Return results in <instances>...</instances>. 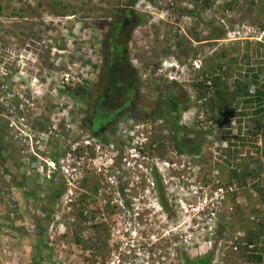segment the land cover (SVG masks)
I'll list each match as a JSON object with an SVG mask.
<instances>
[{
    "label": "rangeland",
    "instance_id": "rangeland-1",
    "mask_svg": "<svg viewBox=\"0 0 264 264\" xmlns=\"http://www.w3.org/2000/svg\"><path fill=\"white\" fill-rule=\"evenodd\" d=\"M206 1L139 0L134 6H128V0H0V67L5 66L12 74L6 80L9 88L13 80L18 82V78H24L27 73L38 76L39 83L44 86L41 89L37 85L39 91L33 98L38 114H42L40 123L49 125L54 113H59L58 99L49 91L52 85L58 84L62 73L66 72L77 77V83L87 85L90 90L86 102L76 101L77 106L71 102L74 108L77 107L80 117L82 114L86 117V112H90L86 123L92 124L97 113L93 108L100 101H92L91 96L101 92L97 81L99 69L104 63L99 46L103 34L109 31L104 23L123 20L127 8L133 15V23L137 25L130 36V32L126 33L130 41L128 54H124V58L130 60L127 63L133 71L132 77H139L142 87L135 99V111L131 115L118 113L113 117V122L117 123L110 124V116L104 114L106 110L94 120L96 128L111 125L115 129L116 124L118 126V123L126 119L148 122L150 119L141 116L149 111H157L163 100L170 96L189 105V109L179 117V125L183 128L181 135L188 141L189 147H193L192 138L195 137L201 143V150L197 158L184 157L179 160L181 163L188 162L187 166L192 168L190 173L196 178L194 183L198 182V186L204 189L197 196L199 200L180 201L184 192L171 187L174 183L170 184L169 181L173 197L168 213L165 209L157 213L154 209L156 202L153 201L149 207L156 215L152 214L154 212L148 215V211L141 213V219L150 218L149 224H153L146 231L148 237L145 238V246L150 247L148 243L152 242L153 249L159 254L160 264H184L185 252L193 259L213 252L215 259L211 264H248L249 258H246L243 249L248 232L243 233L234 221L241 216L254 219L256 212L251 213L250 209L254 206L261 208L259 210L264 209L263 204L258 205V199L264 193V140L255 137L253 132L256 123L252 117L242 115L251 111L240 105L237 107V100L225 103L231 105L233 110L221 123H216L210 120L211 111L207 107H200L202 103L195 89L206 77L211 81L212 73L209 69L217 59L222 60L223 70L214 74L223 75L231 90L234 80L243 79L249 70H253L250 74L260 72V83L264 86V39L254 37L253 33L254 30L264 28V0H210L209 6ZM188 11L195 13L189 14ZM137 14L146 15L144 24H140ZM222 54L226 57H221ZM228 60L234 63H228ZM89 62L98 68L92 71L87 67ZM195 62L201 65L200 69L196 68ZM164 63L168 65L164 66ZM18 73L24 75L18 77ZM210 81H207L208 85ZM24 85L28 88L31 82ZM63 94L70 97L66 90ZM68 106L65 104L64 108L69 109ZM119 106L120 99L114 104L108 103V110L118 109ZM154 117L156 120L151 121L155 122L156 127L150 142L157 146L152 145L150 156L152 160L158 158L160 162H171V159V163H174L180 157L175 147L174 131L170 123L160 120L156 115ZM54 119L57 121V116ZM0 121L4 123L0 126H6L0 131V264H35L39 248L44 246L51 247L53 255L39 264L106 262L111 245L119 241L112 234L115 225H109L117 221L112 208L105 209L108 222L98 215L97 210L89 213L91 205L86 203L87 206L84 205L82 209L88 210L87 217H91L88 223L84 215L75 212L77 204L69 206L70 203H67V198L81 200L83 203V199L90 196L82 183L76 184L78 188L72 190L65 186V192L58 194L56 204L49 205L47 202L50 201V195L65 183L60 179L55 181L54 186H50V178L42 176L40 168H37L36 174L30 172V186L22 185V178H26L24 171L32 165L41 167L38 163L40 159L30 155V163H27L29 160L23 159L18 153L21 144L16 143V151L9 143L13 135L8 123L2 118ZM206 132L210 134L205 135ZM113 134L111 140H119V135L115 132ZM253 160L262 162L260 181L247 179L246 187L235 192L238 193L236 203L231 199L233 193L229 194L223 204L212 207L214 215L208 214L211 213V205L207 203L206 207H201L205 212L202 219L197 216L192 219L198 213H194V207L199 201L202 204L209 202L211 197L216 196V190L229 183L231 170L241 164L244 166L255 162ZM128 177L134 176L128 174ZM88 180L100 183L105 192L109 193L105 196H112L109 184L102 181H106L105 177L90 174ZM139 180L144 182L145 176H139ZM44 195L48 197L47 201ZM248 195L252 196L253 203ZM44 208L53 210L46 220L43 218ZM192 220L193 224H198V228L189 224ZM45 221L51 224V234L46 239L39 233ZM84 226L93 228L86 230ZM255 229L253 223L250 230ZM131 230L134 228L131 227ZM172 230L177 235L166 238L162 236ZM75 235L80 242L75 241ZM126 237L130 243L134 242L128 235ZM139 242L136 240L135 244ZM259 243V247L264 246V241ZM145 262L158 264L154 260L148 261L147 256L143 264Z\"/></svg>",
    "mask_w": 264,
    "mask_h": 264
},
{
    "label": "built area",
    "instance_id": "built-area-1",
    "mask_svg": "<svg viewBox=\"0 0 264 264\" xmlns=\"http://www.w3.org/2000/svg\"><path fill=\"white\" fill-rule=\"evenodd\" d=\"M263 37L264 31L259 35V38ZM196 67L200 68V65L196 63ZM0 69V81L4 83L7 78L12 77V74L5 66L0 67ZM16 75L20 77L24 74L18 73ZM29 75L32 77L31 74ZM29 75L28 73L27 76L24 75V80L29 78ZM77 79L71 73H62L58 87L52 90L51 95L58 99L59 113H54L57 116V121L54 119L55 116L50 118L51 126L48 131L41 132L32 122L34 117L31 112H34V116L37 117H42V114H38L35 98L26 91L27 87L22 84L23 76L18 78V82L13 80L16 85L12 89L9 88L7 83L1 85L0 116L8 122L13 139L21 144L20 148L23 149L21 153L29 160L27 163H30V155L36 156V158L39 157L40 161L38 163L41 167L32 166L40 168L43 173L42 176L49 177V174H59L69 190L77 189L76 184H80V180L89 175L90 172L105 177L106 182L112 189V196H105L109 193L105 192L104 187L101 186L103 189L101 188L102 190L99 192L100 198L94 205H89V213L97 210L98 215L108 221V213L105 209L111 207L114 211V219L117 221L114 223L112 221L109 225H115L112 227L114 232L112 234L113 236L115 234V240L119 241H115L116 244L113 242V245H111L106 264H137L135 256L139 253L134 250L137 247V243L135 244L137 231L131 230V227L133 225L140 226L141 218L139 214L146 205L144 197L153 196L157 193L153 177L146 178V187H144V182L139 180V174L152 175L154 165L159 170H167L170 167H177V164L152 160L149 150L151 149L150 136L154 127H156L153 121L138 122L127 119L120 125L119 135L121 140L119 144H106L91 134H85L84 129L79 127L83 115L80 117L77 114V107H73L71 98L63 94L65 85L71 81L77 82ZM65 104L69 105V109L64 108ZM54 121L56 122L53 123ZM62 122L63 125H61ZM54 137H60L64 143L73 139L61 156L57 158H53L50 154ZM80 148H84V155L77 153ZM41 156H45V158ZM128 174L134 177L129 178ZM187 178L192 181L191 177ZM200 189L203 190L204 187L193 185L191 192L198 194ZM234 189V185L226 190L219 188L216 196L211 197L209 202L203 204L200 201V206L204 207L205 204L211 202L212 207L216 208L222 200L226 199L227 194ZM180 190L186 196L190 194L184 187H181ZM67 199V203L77 200ZM96 206L99 208L97 209ZM195 210H199V208H195ZM210 214L214 215V212L212 211ZM83 215L87 216L88 210H84ZM126 235L134 242L130 243L129 239L126 240Z\"/></svg>",
    "mask_w": 264,
    "mask_h": 264
},
{
    "label": "trees",
    "instance_id": "trees-1",
    "mask_svg": "<svg viewBox=\"0 0 264 264\" xmlns=\"http://www.w3.org/2000/svg\"><path fill=\"white\" fill-rule=\"evenodd\" d=\"M139 0H128L127 5L133 6L137 3ZM151 2H159L162 0H150ZM206 5H210V0L206 1ZM231 8V7H230ZM118 11V10H117ZM189 14H194V11H188ZM124 19L120 20L118 22H114L111 24L104 23V27L108 28V32L104 33L102 36V39L100 41L99 50L103 55V65H101L99 68V80L97 81V84L101 92H98V94H93L91 97L92 101H100L99 104H97L93 110H95V119L97 116L101 115L104 111L107 110V113L104 112V114H107V116L113 117L111 110H108V103L114 104L116 100L120 99L121 106L118 107V109H114L119 111H123V114H126L127 111H133V108L135 105H130L131 101L133 99L138 97V92L142 87L140 78L132 77L133 71L130 69V66L127 62L130 60L124 58V54H128V43L130 41V34L132 33L134 27L137 25L136 23H133V15L131 14L129 9L125 10L124 13ZM136 17L139 19L140 24H144L146 22V15L144 14H137ZM133 19V20H132ZM129 26V27H128ZM103 27V28H104ZM128 29V31H127ZM264 29V28H263ZM129 33V36H126V33ZM212 34L214 32L212 31ZM129 39V40H127ZM221 57H226L225 54H222ZM220 57V58H221ZM218 60V61H217ZM215 62H212L211 68L209 69L211 74V81L207 80L208 77L203 82H199L198 85L195 86L196 92H198V98L199 101H201V108L202 106L204 108L207 107L209 111H211L212 118L210 120L215 121L216 123H221L222 119H225L229 116V113L233 110L231 108V105H225V103H234V101L237 100V107L242 106L244 109L250 110L251 112H245L242 115H248L251 116L252 121H254L255 124V130L254 135L255 137L263 138L264 140V86L260 83V72H253V74H250V71L242 77L243 79H236L234 80V87L231 90L229 85H227L226 79L223 75H216L214 72L223 70V67L221 66L222 63L220 59H217ZM183 63V61H181ZM234 63L233 60H228V63ZM85 67V66H84ZM87 67H90L93 71L95 68H98L94 64L87 63ZM228 70V69H227ZM226 70V71H227ZM207 81H210V84H207ZM177 84V83H176ZM66 92L70 95V98L73 101V104L77 106V102H86L90 90H88L87 85H79L76 86L73 85V82L71 81L69 84L67 83L65 85ZM92 109V108H91ZM103 109V110H102ZM189 109V105L185 104V102L179 101L178 99H175L173 96L167 97L163 100L162 106L158 108L157 111H149L143 117L147 119L153 120L155 115L161 119H163L165 122L170 123L171 128L174 131V136L176 137L175 141V147L177 148L178 152H188L192 155H197V153L201 150V143L193 137V147H189L188 141L185 140L184 136L181 135L183 128L179 125V117L181 116L182 112ZM238 109V108H237ZM78 111V110H77ZM76 111V112H77ZM90 114V112H89ZM31 115L34 117L32 119L33 124L35 127H37L39 130L42 131H48V128L51 126V123L49 125L40 123V120H42V117L34 116V112H31ZM131 115V114H129ZM217 116V117H216ZM86 119H81V125L80 128H83L86 133L91 134L97 139H100L101 141L105 143L110 142V137H108V134L111 132L114 133L117 130V124L116 128L114 129L111 125L109 126H103V127H97L95 125V119L93 120V124H87ZM4 124L2 121H0V125ZM111 124V123H110ZM63 125V122L61 123ZM6 126H0V131L2 129H5ZM210 134V132H206L205 135ZM108 137V138H107ZM9 141V140H8ZM70 141H73V139H70ZM70 141H67L66 143L61 140L60 137H54L52 139V145L53 147L61 153H63L68 145L70 144ZM75 141V140H74ZM16 140L11 139L9 141L10 144H12L14 150H16ZM72 144V143H71ZM66 146V147H65ZM23 149L19 148V154L23 157V159H26V156L21 153ZM17 151V150H16ZM77 153L83 154L85 153L84 148L78 149ZM255 162H252L250 164H245L244 166L241 164L238 168H235L234 170H231L229 172V183L225 186L226 189H228L230 186H235V189L231 192L233 195L231 196L232 201L236 203V200L238 199V193H235L237 190H242V188L246 187L247 179H251L252 181H260L261 180V174L263 171L262 162L253 160ZM27 168V167H26ZM30 172L33 174L37 173V167L29 166L24 171V175L26 178H22V185L28 187L30 186V180L29 175ZM223 172V171H222ZM90 174H92L90 172ZM89 174V175H90ZM89 175L85 176L82 180L83 187H85L89 193L90 196L84 198L83 203L81 200L76 202V210L79 214L83 215V206L87 204L94 205L98 199L100 198L99 192L102 190L100 183L97 182H89L88 177ZM24 176V177H25ZM58 175L56 173H53L50 175V186L55 185V181H60L64 183L62 178H58ZM27 180V181H26ZM24 181H26L24 183ZM105 184L106 181L102 180ZM86 183H88V186H86ZM256 183V182H255ZM253 187H256L255 184H252ZM65 185L62 184L60 188H58L56 191L53 192L52 195H50V201L47 203L49 205L56 204L58 201V194H62L65 192ZM253 189V188H251ZM260 190V189H259ZM238 192V191H237ZM33 194V192H32ZM99 197V198H97ZM44 199L46 198L43 197ZM48 197L45 201H47ZM248 199L252 202V196L248 195ZM259 204L258 205H264V193L260 196ZM257 200V201H258ZM87 203V204H86ZM234 203V204H235ZM258 203V202H257ZM48 205V206H49ZM89 206V205H88ZM238 208V206L236 207ZM251 209V213L256 212L253 216L254 219L251 217H243L239 218L234 221V224L239 227L241 231L248 232V235L246 237V246L243 248L246 252V258H249L248 264H264V246L259 247L260 241H264V209L259 210L261 208H256L255 206ZM44 214H48L46 216H43V218L49 217L53 210L50 208H44L43 209ZM85 220L89 219L87 216H83ZM246 218V219H244ZM41 220V219H38ZM85 222V221H84ZM255 225V230H250L252 224ZM86 224V222H85ZM40 226L39 233L41 236L46 239L47 236L51 234V224L48 225L45 224ZM95 227V225L93 226ZM246 234V233H245ZM75 241H79V238L77 235H75ZM254 245V249H249L248 247ZM40 253L38 252L36 255V262L35 264L41 263L42 260L50 258L51 255H53V249L48 246L40 247L39 248ZM47 251V252H45ZM187 255V254H185ZM187 257V256H186ZM215 259V255L213 252H210L209 254L199 257L197 259L193 258H186V264H211L213 260Z\"/></svg>",
    "mask_w": 264,
    "mask_h": 264
},
{
    "label": "clouds",
    "instance_id": "clouds-1",
    "mask_svg": "<svg viewBox=\"0 0 264 264\" xmlns=\"http://www.w3.org/2000/svg\"><path fill=\"white\" fill-rule=\"evenodd\" d=\"M150 1V0H149ZM135 5V4H134ZM133 5V6H134ZM264 31V29L263 28H261V29H259V31H257V30H254L253 31V33H255V36L254 37H259V35L261 34V32H263ZM262 39H264V37L262 38ZM37 62V61H36ZM36 62H34V63H36ZM30 65V64H29ZM166 65H168L167 63H164V66H166ZM194 65L196 66V62L194 63ZM197 68V67H196ZM200 68H201V65H200ZM200 68H197V69H200ZM33 71H34V69H33ZM37 72H40V70H36ZM36 72V73H37ZM31 75H32V77L29 75V78H26L25 80H24V78H23V80H22V84L24 85V84H29L30 82H31V85L27 88V92L28 93H30L32 96L33 95H36L37 93H38V89H37V85L39 84L40 85V87H41V89L43 88V86L44 85H41L40 83H39V78H38V76L35 74H33V73H31ZM34 75V76H33ZM36 78V79H35ZM10 78H7V80H9ZM35 79V80H34ZM73 82V85L74 86H76L77 84H79V83H77V82H74V81H72ZM4 83H6V81L4 82ZM3 82L1 83V81H0V87H1V85L2 84H4ZM50 83V82H49ZM59 83V82H58ZM51 84V83H50ZM16 85V82H14V81H12L11 82V85H10V89H12L14 86ZM56 87H58V84H56V85H52V87H51V90L49 91V89H47V91H49V93H52V90L54 89V88H56ZM66 90V89H65ZM65 90H64V92H65ZM1 93V92H0ZM46 95V94H45ZM44 95V96H45ZM34 97V96H33ZM72 100V99H71ZM87 113V116L86 117H88L89 116V112H86ZM83 115V117H82V119H85L86 117L84 116V114H82ZM116 115H113V117H115ZM113 117H111V120H112V118ZM4 119L5 120V122H7L6 121V119L4 118V117H2V116H0V119ZM145 118V117H144ZM115 118H113V120H114ZM153 120H156V118H154ZM160 120H163V119H160ZM126 121V120H125ZM125 121H122V122H120V123H118V127H117V130L115 131V133H116V135L118 134L119 135V132H120V125L122 124V123H124ZM149 121H151V119L149 120ZM8 123V122H7ZM93 123V122H92ZM109 123H111L110 121H109ZM112 123H117V122H112ZM84 133L86 134V132H85V130H84ZM112 133V132H111ZM111 133L110 134H108V137H110L111 136ZM87 134H89V133H87ZM113 134V133H112ZM113 136H114V134H113ZM107 137V138H108ZM119 137H120V135H119ZM14 140V139H13ZM120 138H119V140L118 139H116L115 140V142H113L112 140H111V138H110V142L109 143H112V144H119L120 143ZM17 143V142H16ZM105 143V142H104ZM109 143H106V144H109ZM152 143V142H151ZM152 145L154 146V147H156L157 145L156 144H154V143H152L151 144V147L150 148H152ZM52 151H51V156L53 157V158H57V157H59V156H61V154H59L60 152L59 151H57L55 148H53L52 147V149H51ZM178 154H179V156L180 157H177L176 158V160H174V161H176V162H174V163H176L177 164V167H170L169 169H167V170H159L158 169V167H156L155 165H154V173L152 174V175H150V176H146L144 173H140L139 174V176H145V180H144V187H146L145 186V183H146V180L149 178V177H153V179H154V181H155V183H156V188H157V193L155 194V195H153V196H145L144 198H145V200H149L148 201V203H146V205L144 206V208H143V210L140 212V214H139V216L141 215V213H143V212H147V214L148 215H151V213L152 212H154L153 211V209L152 210H150V207H149V203L151 202V201H153V202H156V206H154V209L155 210H157V213L159 212V211H161V210H166L167 211V213H168V209L169 208H166V205L169 203L170 205L172 204V191H171V188L168 186V183H169V181H170V184H171V182H173L174 184H172L171 185V187H173L174 189H177V190H180V188L181 187H184L186 190H187V192H189L190 194L189 195H184L181 199H180V201H185V200H194V199H197V200H199L200 199V197H197L199 194H200V192H201V190L202 189H200V192L198 193V194H194V193H192L191 192V188H192V186L193 185H198V182H195L194 183V181H195V179L196 178H194L191 174L192 173H190L191 171L190 170H192V168H190V166H187L188 165V162L187 161H185V162H183V163H181L180 162V160L179 159H184V157H186V158H188L189 157V159H190V157L191 158H197V156H198V153H197V155H192V154H190V153H188V152H177ZM155 160H157L156 162H160V159H158V158H155ZM164 160H161V162H163ZM170 161L171 162H173L171 159H170ZM168 162V161H167ZM171 162H169L170 164H172ZM187 163V164H186ZM195 170H196V168H194ZM187 170H188V172H187ZM195 172V171H194ZM197 174H198V172H196ZM57 174V173H56ZM58 176H59V174H57ZM88 176V175H87ZM187 177H191L192 178V181H189V179L187 178ZM50 177H48L47 179H49ZM147 178V179H146ZM84 179V178H83ZM82 179V180H83ZM200 179V178H199ZM82 180H80V183H82ZM160 180V181H159ZM161 183V185H162V189H158V183ZM199 182H200V180H199ZM201 183V182H200ZM80 185V184H79ZM198 187H203V186H198ZM224 187V188H223ZM220 188H223V189H225L226 190V188H225V186H222V187H220ZM147 189V188H146ZM229 189V188H228ZM162 191V193L165 191L166 192V201H165V203H162V202H160V192ZM217 191V190H216ZM152 192V191H151ZM150 192V194H152ZM229 194H231V192H229L228 194H227V196L229 195ZM63 196V195H62ZM226 196V197H227ZM211 199V198H210ZM76 202H77V200L75 201V202H69L70 203V205L69 206H71V205H73V204H76ZM223 202H224V200H222V202L220 203V204H223ZM147 204H148V206H147ZM157 204H159V206H157ZM219 204V205H220ZM211 205V202L209 203V206ZM147 206V207H146ZM162 206H164V207H162ZM151 207H152V205H151ZM171 207V206H170ZM204 207H206V206H204ZM108 208V207H107ZM194 208H199V210H195L194 209V213H196V212H198L197 214H195V216H193V220H194V218L197 216V218L198 219H202V214L203 213H205V212H203L204 210L203 209H201V206H200V201L197 203V205H196V207H194ZM203 208V207H202ZM211 209V212L213 211V208H212V205H211V207H210ZM150 210V211H149ZM152 214H154V213H152ZM208 214H210V213H208ZM205 217V216H204ZM73 220V219H72ZM89 220H91V217H89V219H88V223H89ZM141 220V223H140V226H137V225H133L132 226V228H134V230H136L137 231V238H136V240H140V238H141V233H142V230H140L141 228H142V226L145 224L144 223V221L145 220H143V219H140ZM193 220L192 221H190V223L189 224H191L194 228H198V224H193L192 222H193ZM61 222H63L62 220H61ZM84 222V221H83ZM84 225H87V224H85V222H84ZM93 226H94V224H93ZM197 226V227H196ZM91 228H93V227H91L90 226V228L87 226V227H83V229H86V230H88V229H91ZM92 230V229H91ZM138 230H139V235H138ZM171 232H172V234H171ZM171 232H167L166 231V233H164L165 235H163V237H169V236H175V235H177V232H175L174 230H172ZM245 244V246H246V242H244ZM147 244V243H146ZM145 244V245H146ZM148 245H151L150 247H147V246H145V247H143V248H141L140 246H139V244H137V247L134 249L136 252H138L139 254L138 255H136L135 257H136V259H137V264H143V262H144V259H145V257L147 256V260L148 261H157L158 262V264H160V260H159V254L157 253V252H155L156 250H154L153 248V246H152V242L151 243H148ZM244 246V247H245ZM254 247V245L252 246H250V247H248L249 249H254L253 248ZM235 249H237V247H235ZM186 253V252H185ZM109 255H110V250H109V252H108V254H107V260H108V257H109ZM97 264H106V262H97ZM145 264H146V262H145ZM149 264V263H148ZM150 264H153V262L152 263H150ZM154 264H157V263H155L154 262Z\"/></svg>",
    "mask_w": 264,
    "mask_h": 264
},
{
    "label": "flooded vegetation",
    "instance_id": "flooded-vegetation-1",
    "mask_svg": "<svg viewBox=\"0 0 264 264\" xmlns=\"http://www.w3.org/2000/svg\"><path fill=\"white\" fill-rule=\"evenodd\" d=\"M127 9H129V8H127ZM116 114L118 113V111L117 112H115ZM115 114V115H116ZM120 114V113H119ZM141 118H143V116H141ZM110 122H111V124H112V122H113V119L111 120H109ZM93 124V123H92ZM160 181V180H159ZM158 189H162V185H161V183L159 182L158 183ZM160 202H162V203H165V201H166V192L164 191L163 193H162V191L160 192ZM147 200H145V203H147L146 202ZM166 204V203H165ZM170 204L168 203L167 205H166V208H170ZM154 215H156V212H154ZM151 222V220H150V218H149V220L146 218L145 219V224L142 226V228H141V230H142V233H141V238H140V242H139V246L141 247V248H143V247H145V244H146V237H148V234H147V230H150V228H152L153 227V224H149ZM163 230V229H162ZM163 236V235H162ZM187 253V252H186ZM185 253V254H186ZM182 256V255H181ZM187 256V257H186ZM183 262H184V264H186V258H189L190 259V257H188V255H183ZM182 260V259H181ZM182 262V261H181Z\"/></svg>",
    "mask_w": 264,
    "mask_h": 264
},
{
    "label": "crops",
    "instance_id": "crops-1",
    "mask_svg": "<svg viewBox=\"0 0 264 264\" xmlns=\"http://www.w3.org/2000/svg\"><path fill=\"white\" fill-rule=\"evenodd\" d=\"M130 105H131V106H132V105H135V98H134V102L131 101ZM133 111H135V107L133 108ZM133 111H127L126 114H123V115H125V116H129V114H131V112H133ZM111 112H112V115H115V114H116L115 112H117V110L114 111V109H113V110H111ZM118 113H121V114H122V111L119 110ZM118 113H117V114H118ZM123 115H121V116H123ZM126 120H127V119H126ZM44 196H45V195H44ZM46 215H48V214H44V216H46Z\"/></svg>",
    "mask_w": 264,
    "mask_h": 264
}]
</instances>
